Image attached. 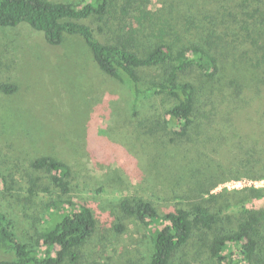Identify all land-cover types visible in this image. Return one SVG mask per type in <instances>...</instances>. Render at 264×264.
<instances>
[{"label": "trees", "instance_id": "trees-1", "mask_svg": "<svg viewBox=\"0 0 264 264\" xmlns=\"http://www.w3.org/2000/svg\"><path fill=\"white\" fill-rule=\"evenodd\" d=\"M194 1V20L183 15L169 21L148 8L151 0H0V27L26 25L49 48L61 46L66 36L80 37L97 70L123 85L130 114L139 118L144 155L153 160L148 173L156 175L157 164L170 162L168 172L177 178L174 157L184 158L191 148L210 158L209 171H197L196 180L191 174V186L181 195L173 192L162 208L134 196L107 213L105 223L116 235L131 223L148 229L145 264H192L201 257L216 264H264V202L247 207L263 199L264 190L212 193L226 181L264 179V0ZM0 90L13 94L16 86ZM94 110L98 125L103 111ZM97 125L87 129V156L106 164L123 156L118 179L128 183L127 172L141 179L143 172L131 169V155L119 152L110 134L103 140ZM30 166L58 193V203L48 207L52 225L41 235L44 250L37 258L16 242L0 213V253L7 256L0 264H78L100 225L88 203L71 200L75 170L51 155ZM224 219L234 228L220 226Z\"/></svg>", "mask_w": 264, "mask_h": 264}, {"label": "rangeland", "instance_id": "rangeland-1", "mask_svg": "<svg viewBox=\"0 0 264 264\" xmlns=\"http://www.w3.org/2000/svg\"><path fill=\"white\" fill-rule=\"evenodd\" d=\"M148 8L169 21L183 19V15L194 20L197 2L151 0ZM5 84L16 86V91L6 94L0 90V213L9 220L16 242L26 245L37 258L42 256L41 235L52 225L49 218L52 209L48 207L59 199L44 174L35 171L30 162L51 155L73 166L71 200L88 203L100 225L97 236L87 249L81 250L78 264H145L151 251L148 229L131 223L124 233L116 235L105 223L109 219L107 213H112L120 200L134 196L150 199L162 208L164 199L172 198L173 192L181 195L186 186H191V174H196V180L197 171L203 175L209 171L208 155L201 150L192 153V148L187 149L189 153L184 158L177 154L173 160L174 165L180 166V172H175L177 178L168 172L170 162L157 164V176L148 173L153 160L144 155L141 146L145 138L139 135V118L130 114L129 97L123 85L97 70L80 37L66 36L61 46L49 48L26 25L0 27V86ZM96 107L103 111L98 125L92 117ZM96 125L102 130V139L110 134L118 151L131 155L134 161L131 169L143 172L141 179L132 172L126 173L128 183L118 179V166L125 161L123 156L113 164L87 156V129ZM98 146L103 145L98 141ZM186 148L190 146L185 145V151ZM178 180L180 184L176 185ZM223 184L212 193L231 191V187L229 190ZM253 188L264 190V182ZM29 189H33L32 195ZM219 201L222 204L223 200ZM263 202L264 198L247 207ZM234 225L224 219L220 226L234 228ZM59 250L55 244L53 258L57 259ZM4 258L7 256L0 253V259ZM192 264L216 263L201 257Z\"/></svg>", "mask_w": 264, "mask_h": 264}, {"label": "built area", "instance_id": "built-area-1", "mask_svg": "<svg viewBox=\"0 0 264 264\" xmlns=\"http://www.w3.org/2000/svg\"><path fill=\"white\" fill-rule=\"evenodd\" d=\"M264 182V179L262 180H258V181H253V180H249V179H240V180H230L225 182V186H227L230 190L231 187V191L234 190H241L244 188H253V187H257V185L259 183Z\"/></svg>", "mask_w": 264, "mask_h": 264}]
</instances>
